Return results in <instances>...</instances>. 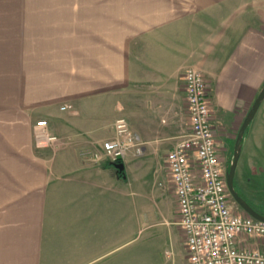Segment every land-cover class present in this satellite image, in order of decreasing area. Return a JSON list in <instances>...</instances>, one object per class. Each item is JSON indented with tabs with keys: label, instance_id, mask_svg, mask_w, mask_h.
Segmentation results:
<instances>
[{
	"label": "crops",
	"instance_id": "0c3cea01",
	"mask_svg": "<svg viewBox=\"0 0 264 264\" xmlns=\"http://www.w3.org/2000/svg\"><path fill=\"white\" fill-rule=\"evenodd\" d=\"M188 68L226 153L264 84V0H0V264L125 262L129 181L178 223L167 153L189 126ZM119 117L143 141L124 174L93 159ZM40 118L56 148L35 146Z\"/></svg>",
	"mask_w": 264,
	"mask_h": 264
},
{
	"label": "built area",
	"instance_id": "2783aa9c",
	"mask_svg": "<svg viewBox=\"0 0 264 264\" xmlns=\"http://www.w3.org/2000/svg\"><path fill=\"white\" fill-rule=\"evenodd\" d=\"M184 78L189 127L168 151L167 165L178 224L186 238L187 264H264V251L245 244L250 238L264 241V220L243 211L230 193L212 119L209 80L195 68L186 69ZM115 131L101 151L93 153L94 160H125L131 149L143 153V141L127 118L116 119ZM33 136L39 149L62 143L46 118L36 120Z\"/></svg>",
	"mask_w": 264,
	"mask_h": 264
},
{
	"label": "rangeland",
	"instance_id": "374dc122",
	"mask_svg": "<svg viewBox=\"0 0 264 264\" xmlns=\"http://www.w3.org/2000/svg\"><path fill=\"white\" fill-rule=\"evenodd\" d=\"M221 154L228 164L233 149ZM235 178L247 197L264 207V100L245 132ZM128 185L127 260L118 264H187L186 238L175 213L164 214L150 190L142 195L134 182Z\"/></svg>",
	"mask_w": 264,
	"mask_h": 264
},
{
	"label": "water",
	"instance_id": "95a60500",
	"mask_svg": "<svg viewBox=\"0 0 264 264\" xmlns=\"http://www.w3.org/2000/svg\"><path fill=\"white\" fill-rule=\"evenodd\" d=\"M263 100H264V85L258 92L256 98L254 99L252 103L251 108L248 110L239 128V131L237 133V137L235 140L234 148H233V158L230 162V166L227 169V182H228V187H229L232 197L246 213L260 220H264V214L257 211L242 195L239 194V192L235 188L234 181H235L239 158H240L241 151H242V144H243L245 132L248 126L250 125V123L252 122V120L254 119V117L256 116ZM115 166L119 170H124L125 168V164L121 161L116 162Z\"/></svg>",
	"mask_w": 264,
	"mask_h": 264
},
{
	"label": "trees",
	"instance_id": "16d2710c",
	"mask_svg": "<svg viewBox=\"0 0 264 264\" xmlns=\"http://www.w3.org/2000/svg\"><path fill=\"white\" fill-rule=\"evenodd\" d=\"M264 85V84H263ZM233 158V155L231 156V160ZM230 160V162H231ZM229 162V163H230ZM116 162H112V164L115 165ZM119 173L124 174V170H119ZM235 188L237 189V191L239 192L240 195H242L257 211H259L260 213L264 214V207L263 206H258L256 204H254L248 197L247 195L242 191V189L238 186L237 181L235 180Z\"/></svg>",
	"mask_w": 264,
	"mask_h": 264
},
{
	"label": "flooded vegetation",
	"instance_id": "af4514ba",
	"mask_svg": "<svg viewBox=\"0 0 264 264\" xmlns=\"http://www.w3.org/2000/svg\"><path fill=\"white\" fill-rule=\"evenodd\" d=\"M226 166H227V168L230 166V163H228L227 164V162H226ZM235 180H236V178H235ZM234 183H235V181H234ZM238 183V182H237ZM238 186H239V184H238ZM240 187V186H239Z\"/></svg>",
	"mask_w": 264,
	"mask_h": 264
}]
</instances>
